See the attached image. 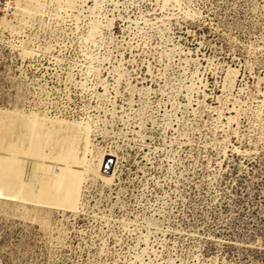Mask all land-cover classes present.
<instances>
[{
    "label": "rangeland",
    "instance_id": "374dc122",
    "mask_svg": "<svg viewBox=\"0 0 264 264\" xmlns=\"http://www.w3.org/2000/svg\"><path fill=\"white\" fill-rule=\"evenodd\" d=\"M43 1L0 37V264H264V0Z\"/></svg>",
    "mask_w": 264,
    "mask_h": 264
},
{
    "label": "built area",
    "instance_id": "2783aa9c",
    "mask_svg": "<svg viewBox=\"0 0 264 264\" xmlns=\"http://www.w3.org/2000/svg\"><path fill=\"white\" fill-rule=\"evenodd\" d=\"M39 6H41L42 9H44L45 3L43 0H38ZM43 2V3H42ZM20 2L18 0H0V37L2 33L4 32V29L6 27V22H12L13 19L18 15ZM23 5V3L21 4ZM20 64H22V61L20 60Z\"/></svg>",
    "mask_w": 264,
    "mask_h": 264
},
{
    "label": "bare ground",
    "instance_id": "6f19581e",
    "mask_svg": "<svg viewBox=\"0 0 264 264\" xmlns=\"http://www.w3.org/2000/svg\"><path fill=\"white\" fill-rule=\"evenodd\" d=\"M21 4L23 3L22 7H19V12L18 15L20 14L21 16H27L32 14V11L37 9L39 6V1L38 0H18ZM20 4V5H21ZM27 14V15H24ZM1 198V195H0ZM10 201V200H9Z\"/></svg>",
    "mask_w": 264,
    "mask_h": 264
},
{
    "label": "water",
    "instance_id": "95a60500",
    "mask_svg": "<svg viewBox=\"0 0 264 264\" xmlns=\"http://www.w3.org/2000/svg\"><path fill=\"white\" fill-rule=\"evenodd\" d=\"M110 160V163H109V166L106 168V170L110 167V164L112 163V160L111 159H109Z\"/></svg>",
    "mask_w": 264,
    "mask_h": 264
}]
</instances>
